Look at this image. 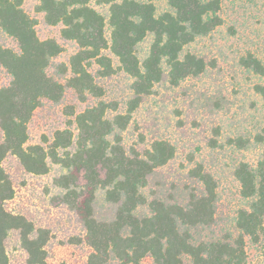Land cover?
<instances>
[{
	"label": "trees",
	"instance_id": "1",
	"mask_svg": "<svg viewBox=\"0 0 264 264\" xmlns=\"http://www.w3.org/2000/svg\"><path fill=\"white\" fill-rule=\"evenodd\" d=\"M24 1L0 0V32L17 44L16 50L0 45V67L11 78L0 88V264H9L6 241L14 233L27 264H49V232L5 208L15 196L2 166L8 156L35 176L46 175L50 163L60 167L61 175L54 180L61 191L57 198L84 228L76 240L90 250L84 264H139L147 258L152 264H248L246 242L264 236V149L255 165L236 167L234 177L245 205L237 211L233 233L219 237L212 231L217 184L209 173L201 166L190 170L203 193L189 190L184 204L150 198L149 178L173 159V146L154 141L142 153H127L123 147L133 114L165 74L175 87L206 70L205 61L185 48L221 25L219 0H168L169 10L160 15L154 0H97L108 6L107 22L90 6L93 0H38L36 12L44 23L61 26V38L78 47L68 66L53 64L63 49L55 39L38 37L37 22L23 10ZM148 36L152 42L141 62L136 47ZM105 51L118 61L117 68ZM243 63L264 77L258 59L249 55ZM93 65L95 75L89 70ZM117 72L131 79L130 97L121 111L117 103L102 100L105 92L97 83ZM66 89L81 102L95 100L83 111L67 114L74 116L68 125L77 134L66 128L56 131L50 143L28 144L34 111L44 100L60 103ZM254 91L264 102V85L254 86ZM262 133L260 139L264 128ZM80 178L85 184H79ZM100 196L111 215L97 214Z\"/></svg>",
	"mask_w": 264,
	"mask_h": 264
},
{
	"label": "rangeland",
	"instance_id": "2",
	"mask_svg": "<svg viewBox=\"0 0 264 264\" xmlns=\"http://www.w3.org/2000/svg\"><path fill=\"white\" fill-rule=\"evenodd\" d=\"M167 1H153L157 15L169 10ZM219 2L217 15L221 25L185 48V52L205 61L206 70L175 87L169 85L165 74L133 114L123 133V147L127 153L131 149L142 153L154 141H166L173 146V159L149 178L146 194L151 195L150 198L184 204L189 190L198 195L203 193L202 185L190 177V170L201 166L209 173L217 184L218 194L212 231L221 237L233 233L237 211L245 205L239 197L234 171L240 163L255 165L264 149V138H259L264 128V102L254 91V86L264 85V77L256 75L243 63L250 55L264 65V0ZM37 5L38 0H25L23 10L36 20V32L41 40L55 39L62 47L63 52L53 64L68 66L70 57L78 50L77 45L61 38V26L46 25L43 15L36 12ZM90 6L107 22L108 6L97 0ZM109 34L106 26L108 40ZM151 42L152 37L148 36L136 47L141 62L147 57ZM0 45L17 49L15 41L1 32ZM104 54L117 68L118 61L109 51ZM89 70L95 75L97 67L93 65ZM10 79L0 67V88L7 86ZM97 83L105 92L102 100L117 103L121 111L130 97L131 79L117 72L111 78L97 79ZM94 103L92 98L81 102L70 89H66L58 104L42 101L28 124V144L43 145L45 140L50 143L56 131L66 128L75 136V127L68 125L74 116L67 114L70 110L79 113ZM2 166L15 190L14 198L5 208L10 213L23 215L36 229L49 232L48 263L84 264L90 250L83 243L76 244V240L83 237L84 228L77 215L57 198L61 191L54 180L61 175L60 167L50 163L46 175L35 176L27 173L13 156H8ZM79 184H85L83 178ZM95 209L101 216L112 212L101 196ZM6 252L9 264H27V255L15 233L6 241ZM246 254L248 264H264V236L256 243L247 241ZM139 264L152 262L147 258ZM185 264L190 263L185 261Z\"/></svg>",
	"mask_w": 264,
	"mask_h": 264
}]
</instances>
